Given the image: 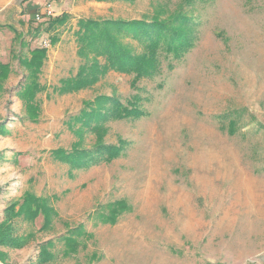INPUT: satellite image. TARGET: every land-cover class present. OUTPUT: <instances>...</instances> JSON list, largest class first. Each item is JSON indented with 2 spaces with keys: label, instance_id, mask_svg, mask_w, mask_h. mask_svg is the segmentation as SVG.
<instances>
[{
  "label": "rangeland",
  "instance_id": "obj_1",
  "mask_svg": "<svg viewBox=\"0 0 264 264\" xmlns=\"http://www.w3.org/2000/svg\"><path fill=\"white\" fill-rule=\"evenodd\" d=\"M181 8L190 40L179 56L162 55L139 88L110 71L90 88L58 91L81 63L79 17L173 19ZM63 11L67 23L47 31ZM10 25L25 49H48L37 121L15 93L22 72ZM0 60L13 69L0 96V222L26 191L58 213L46 230L43 215L16 218L15 234L32 236L22 248L0 245L2 264H264V0H0ZM99 94L132 100L142 115L108 123L106 142L126 144L120 157L73 169L52 151L71 148L67 121ZM123 199L131 209L104 223ZM78 227V251L65 255L62 237ZM46 241L54 257L45 262Z\"/></svg>",
  "mask_w": 264,
  "mask_h": 264
},
{
  "label": "trees",
  "instance_id": "obj_2",
  "mask_svg": "<svg viewBox=\"0 0 264 264\" xmlns=\"http://www.w3.org/2000/svg\"><path fill=\"white\" fill-rule=\"evenodd\" d=\"M124 1L135 2V0ZM182 10L183 8L175 13L173 19H161L157 13L140 19L79 18L74 35L77 55L81 63L75 74L62 79V83L57 87L58 91L65 93L90 88L110 71L130 75L132 85L139 88L137 83L141 79L152 78L158 73L162 55L179 56L180 50L190 40L191 35L182 26L192 24V21L183 15ZM68 19L67 13L51 17L45 29L54 31L66 24ZM10 27L15 34L14 40L19 45L18 51L11 50L12 57L18 60L22 72V79L15 93L24 104L27 116L32 121H37L41 111L37 95L44 88L40 83V73L47 59L48 49L45 46L25 49L29 46V42L26 41L23 32L18 31L14 26L10 25ZM28 33H31L30 29ZM57 39L56 34L50 36V41L53 43H56ZM12 71L10 62L0 60V96L6 90L5 85ZM141 115L142 110L136 107L132 100L124 104L113 94H99L93 100H86L80 112L67 121L68 127L77 136L71 148L67 150L60 147L54 149L52 154L73 169L86 170L94 165L110 163L122 155L126 144L121 139L114 144L106 142L108 123L116 119L129 116L137 118ZM4 126L3 123L0 124V131L5 133ZM88 134L95 136L91 146L85 145ZM130 209V204L124 199L115 202L110 213H107L102 221L115 224L120 213ZM5 210V218L0 222V245L16 248L26 246L32 236L30 232L26 235L15 234L16 218L33 222L43 215L42 228L46 230L58 216L48 198L38 197L29 191L23 194L21 201L11 202ZM81 233L82 228L78 227L62 237L65 243V255L78 251L80 245L78 237ZM51 246H53L51 241L42 243L41 261L46 262L54 257L49 249ZM0 259H3L1 254Z\"/></svg>",
  "mask_w": 264,
  "mask_h": 264
},
{
  "label": "crops",
  "instance_id": "obj_3",
  "mask_svg": "<svg viewBox=\"0 0 264 264\" xmlns=\"http://www.w3.org/2000/svg\"><path fill=\"white\" fill-rule=\"evenodd\" d=\"M102 1H105V0H102ZM106 1H110V2H114V1H112V0H106ZM117 1H119V0H117ZM120 1H124V0H120ZM44 11V10H43ZM41 13H42V11H40ZM61 13H65V11H63V12H61ZM40 14V13H39ZM68 14V13H67ZM37 15V14H36ZM43 15H45V14H43ZM60 15V14H59ZM79 18H81V17H79ZM86 18H88V17H86ZM92 18V17H91ZM107 18H114V17H107ZM115 18H122V17H115ZM99 19H103V18H99ZM126 19V18H125ZM134 19V18H133Z\"/></svg>",
  "mask_w": 264,
  "mask_h": 264
},
{
  "label": "built area",
  "instance_id": "obj_4",
  "mask_svg": "<svg viewBox=\"0 0 264 264\" xmlns=\"http://www.w3.org/2000/svg\"><path fill=\"white\" fill-rule=\"evenodd\" d=\"M52 14V10L51 9H46V15L50 16ZM36 17L39 19L40 18V14H37Z\"/></svg>",
  "mask_w": 264,
  "mask_h": 264
},
{
  "label": "water",
  "instance_id": "obj_5",
  "mask_svg": "<svg viewBox=\"0 0 264 264\" xmlns=\"http://www.w3.org/2000/svg\"><path fill=\"white\" fill-rule=\"evenodd\" d=\"M0 264H2V263L0 262Z\"/></svg>",
  "mask_w": 264,
  "mask_h": 264
}]
</instances>
